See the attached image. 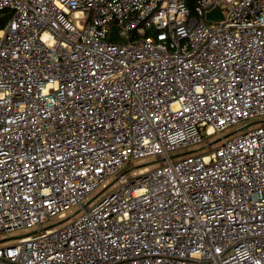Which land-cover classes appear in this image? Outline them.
I'll return each mask as SVG.
<instances>
[{
    "label": "built area",
    "instance_id": "2783aa9c",
    "mask_svg": "<svg viewBox=\"0 0 264 264\" xmlns=\"http://www.w3.org/2000/svg\"><path fill=\"white\" fill-rule=\"evenodd\" d=\"M5 11L0 264H264V0Z\"/></svg>",
    "mask_w": 264,
    "mask_h": 264
},
{
    "label": "water",
    "instance_id": "95a60500",
    "mask_svg": "<svg viewBox=\"0 0 264 264\" xmlns=\"http://www.w3.org/2000/svg\"><path fill=\"white\" fill-rule=\"evenodd\" d=\"M222 13L221 11L215 9V10H212L210 13L207 14V20L208 21H219L222 19ZM115 31H117V27H112L111 29V33L112 35L110 36V40L111 41H116V42H123V40L121 38H119L116 34H113ZM155 161H152V162H148L147 164H144L146 166H151V165H154ZM99 194H96V196L92 197L90 200L87 201L86 205L90 204L93 200L96 199V197L98 196ZM79 209L78 210H75L71 216L69 218H67L66 220H60L58 221L57 223H54V224H51V225H47V226H44L41 228L40 231H45V230H49V229H52V228H55L61 224H63L64 222L68 221L69 219L73 218L74 216H76L78 213H79Z\"/></svg>",
    "mask_w": 264,
    "mask_h": 264
},
{
    "label": "rangeland",
    "instance_id": "374dc122",
    "mask_svg": "<svg viewBox=\"0 0 264 264\" xmlns=\"http://www.w3.org/2000/svg\"><path fill=\"white\" fill-rule=\"evenodd\" d=\"M230 132V131H229ZM228 133V132H227ZM145 160H142V161H136V160H134V161H132L131 162V165L129 164V165H127L126 166V172H127V174H129V175H131L133 172H135V171H137L136 170V168H135V166H137V165H139V164H141V163H143ZM112 190V186H110L107 190H104L101 194H100V196H98L97 198H96V200L94 201V202H96V201H98L101 197H103L105 194H107L109 191H111ZM96 194V193H95ZM94 195V194H93ZM92 195V196H93ZM94 202H92L90 205H92ZM66 213H68V214H70V211H67ZM72 213V212H71ZM71 216V214L70 215H67V217H65V219L64 220H66L67 218H69ZM62 219V220H63ZM58 222V219L56 218V217H52V218H50L48 221H46V222H44L43 224H42V226H49V225H51V224H54V223H57ZM39 231V230H38ZM12 234V233H11ZM12 236H15V238L14 239H16V236H18V233H16V234H13ZM7 236L6 235H0V245H6V244H10V243H12L13 241H12V239H8V240H5V238H6Z\"/></svg>",
    "mask_w": 264,
    "mask_h": 264
},
{
    "label": "trees",
    "instance_id": "16d2710c",
    "mask_svg": "<svg viewBox=\"0 0 264 264\" xmlns=\"http://www.w3.org/2000/svg\"><path fill=\"white\" fill-rule=\"evenodd\" d=\"M187 3L192 8L195 4V0H187ZM8 19H9L8 11H5L4 13L3 12L0 13V29H2L5 26Z\"/></svg>",
    "mask_w": 264,
    "mask_h": 264
},
{
    "label": "bare ground",
    "instance_id": "6f19581e",
    "mask_svg": "<svg viewBox=\"0 0 264 264\" xmlns=\"http://www.w3.org/2000/svg\"><path fill=\"white\" fill-rule=\"evenodd\" d=\"M42 228V227H41ZM41 228H39L38 230L40 231L41 230Z\"/></svg>",
    "mask_w": 264,
    "mask_h": 264
}]
</instances>
